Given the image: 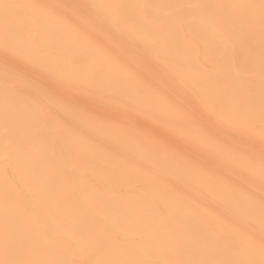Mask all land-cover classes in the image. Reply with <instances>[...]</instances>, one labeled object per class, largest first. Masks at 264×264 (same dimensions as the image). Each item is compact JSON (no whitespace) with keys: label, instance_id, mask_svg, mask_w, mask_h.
Instances as JSON below:
<instances>
[{"label":"bare ground","instance_id":"1","mask_svg":"<svg viewBox=\"0 0 264 264\" xmlns=\"http://www.w3.org/2000/svg\"><path fill=\"white\" fill-rule=\"evenodd\" d=\"M0 264H264V0H0Z\"/></svg>","mask_w":264,"mask_h":264}]
</instances>
